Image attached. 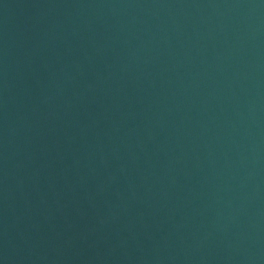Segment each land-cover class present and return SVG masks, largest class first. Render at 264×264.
<instances>
[{"label":"water","instance_id":"water-1","mask_svg":"<svg viewBox=\"0 0 264 264\" xmlns=\"http://www.w3.org/2000/svg\"><path fill=\"white\" fill-rule=\"evenodd\" d=\"M0 264H264V0H0Z\"/></svg>","mask_w":264,"mask_h":264}]
</instances>
